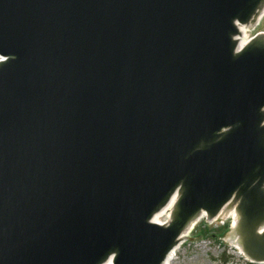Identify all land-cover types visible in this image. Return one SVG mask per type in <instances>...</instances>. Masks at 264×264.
Segmentation results:
<instances>
[{
    "label": "water",
    "instance_id": "1",
    "mask_svg": "<svg viewBox=\"0 0 264 264\" xmlns=\"http://www.w3.org/2000/svg\"><path fill=\"white\" fill-rule=\"evenodd\" d=\"M263 6L0 0V264H164L231 201L264 263Z\"/></svg>",
    "mask_w": 264,
    "mask_h": 264
},
{
    "label": "rangeland",
    "instance_id": "2",
    "mask_svg": "<svg viewBox=\"0 0 264 264\" xmlns=\"http://www.w3.org/2000/svg\"><path fill=\"white\" fill-rule=\"evenodd\" d=\"M262 31L264 20L259 29L249 32V37L263 33ZM234 221L230 217L225 218V224L198 222L172 264H249L229 241Z\"/></svg>",
    "mask_w": 264,
    "mask_h": 264
},
{
    "label": "bare ground",
    "instance_id": "3",
    "mask_svg": "<svg viewBox=\"0 0 264 264\" xmlns=\"http://www.w3.org/2000/svg\"><path fill=\"white\" fill-rule=\"evenodd\" d=\"M264 17V6L263 8L261 9V12H260V15L258 16V18L255 20V22L253 24H247V25H240L238 24V34L236 37H235V41H238L237 42V48L236 50L237 51H240L242 50L243 48H245L248 43H249V38H248V33L251 29L253 28H256V27H260L261 24H262V19ZM176 199V197H175ZM175 199L172 201V203L170 205H168L161 213H159L155 218H154V222L159 224V225H166L169 221H170V216H171V213H172V207H173V204L175 203ZM232 203L229 202L214 218V221L213 222H219L220 220H225V218H230L232 217L234 220H237V214H236V205L237 203L235 202L234 205H233V208L230 212L227 213V211H225L227 209V207ZM172 209V210H171ZM167 211H170V212H167ZM225 211V212H224ZM224 212V213H223ZM166 213L170 214L168 219L166 221H160L159 218H162L166 215ZM223 213V215H222ZM227 213V214H226ZM222 215V216H221ZM203 214H201L199 216V218L197 219V221L195 223H193L188 229H187V232L185 231V236H184V233L182 235V238L188 236V234H190L193 230L194 227L192 226H196V224L200 221H204L206 217L203 218ZM221 216V217H220ZM218 219V220H216ZM212 222V223H213ZM181 238V239H182ZM186 238L183 239V240H180V244L174 249L171 251V253L168 255V258L167 260L165 261L164 264H172L177 256H178V252L179 250L181 249V247L183 246L184 242H185ZM230 243L234 246V248L237 250L238 254L239 255H242L243 252L242 251H239V246L235 245L236 244V240L234 239V237H231L229 239ZM112 263V259H110L106 264H111Z\"/></svg>",
    "mask_w": 264,
    "mask_h": 264
},
{
    "label": "built area",
    "instance_id": "4",
    "mask_svg": "<svg viewBox=\"0 0 264 264\" xmlns=\"http://www.w3.org/2000/svg\"><path fill=\"white\" fill-rule=\"evenodd\" d=\"M250 32V31H249ZM248 38L250 39V37H249V33H248Z\"/></svg>",
    "mask_w": 264,
    "mask_h": 264
},
{
    "label": "trees",
    "instance_id": "5",
    "mask_svg": "<svg viewBox=\"0 0 264 264\" xmlns=\"http://www.w3.org/2000/svg\"><path fill=\"white\" fill-rule=\"evenodd\" d=\"M225 230H227V228Z\"/></svg>",
    "mask_w": 264,
    "mask_h": 264
}]
</instances>
